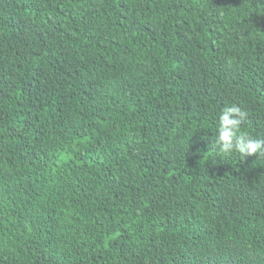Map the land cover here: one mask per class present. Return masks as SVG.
Listing matches in <instances>:
<instances>
[{"label": "trees", "instance_id": "trees-1", "mask_svg": "<svg viewBox=\"0 0 264 264\" xmlns=\"http://www.w3.org/2000/svg\"><path fill=\"white\" fill-rule=\"evenodd\" d=\"M264 0H0V264H264Z\"/></svg>", "mask_w": 264, "mask_h": 264}, {"label": "clouds", "instance_id": "clouds-1", "mask_svg": "<svg viewBox=\"0 0 264 264\" xmlns=\"http://www.w3.org/2000/svg\"><path fill=\"white\" fill-rule=\"evenodd\" d=\"M249 113L242 107L225 105L217 115L214 145L219 155L239 154L240 159L258 154L264 157V138H256L244 129Z\"/></svg>", "mask_w": 264, "mask_h": 264}]
</instances>
